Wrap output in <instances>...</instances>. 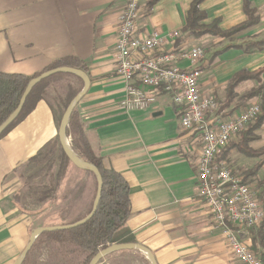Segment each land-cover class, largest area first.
<instances>
[{
  "label": "crops",
  "instance_id": "crops-1",
  "mask_svg": "<svg viewBox=\"0 0 264 264\" xmlns=\"http://www.w3.org/2000/svg\"><path fill=\"white\" fill-rule=\"evenodd\" d=\"M192 1L153 0L144 4L135 32L141 36L153 32L166 36L179 31L177 45L185 49L213 42L212 55L206 54L198 63L199 88L223 100L236 73L264 68V48L250 54L231 47L224 50L264 38V0H248L259 22L229 39H193L182 34ZM243 2L203 0L199 8L206 14L204 23L218 19L223 31L246 20ZM124 6L125 0H0V72L33 76L62 58L75 57L84 62L90 83L77 111L93 153L106 168L118 172L129 187L126 226L136 244L149 250L156 264H239L198 196L200 141L196 134L182 130L169 98L160 96L144 112L126 113L118 108L124 83L115 73L114 45L117 17ZM187 66L185 62L179 64L181 68ZM261 78L264 82V71ZM248 83L251 82H241L235 94ZM232 110L239 113L241 107L230 105L223 112ZM254 133L258 139L249 148L262 149L258 156L246 157L236 148L225 156L233 172L244 175L239 176L244 183L253 184L250 176L257 179L263 206L264 122ZM56 135L49 103L41 100L22 123L0 139V264H15L31 234L28 219L7 207L5 182ZM256 229L243 238L250 249ZM262 239H255L256 252L264 249ZM121 252L142 254L135 250L115 253ZM142 255L140 263L148 264Z\"/></svg>",
  "mask_w": 264,
  "mask_h": 264
},
{
  "label": "built area",
  "instance_id": "built-area-1",
  "mask_svg": "<svg viewBox=\"0 0 264 264\" xmlns=\"http://www.w3.org/2000/svg\"><path fill=\"white\" fill-rule=\"evenodd\" d=\"M152 1L125 0L117 17L115 73L124 83L118 108L126 113L144 112L160 96L169 98L182 130L196 134L200 141L197 191L215 229L239 264H262L243 238H248L249 232L263 221V206L254 187L227 169L222 159L227 144L260 114V105L252 103L226 117L217 114L215 96L199 88L198 63L205 55L204 49L177 45L179 31L166 36L156 32L141 36L135 32L141 7ZM182 62L188 66L179 67Z\"/></svg>",
  "mask_w": 264,
  "mask_h": 264
},
{
  "label": "trees",
  "instance_id": "trees-1",
  "mask_svg": "<svg viewBox=\"0 0 264 264\" xmlns=\"http://www.w3.org/2000/svg\"><path fill=\"white\" fill-rule=\"evenodd\" d=\"M155 1V0H154ZM203 0H193L190 4V8L187 12L185 18V25L182 29V34L186 37L193 39H200L203 36H211L217 38L229 39L236 34L244 32L259 22V18L256 14V10L251 7L248 0L243 2V12L246 16V20L233 28L228 30H221L218 26L219 20H213L209 24L204 23L206 19V14L200 10L199 6ZM153 2V1H152ZM150 2L149 4H151ZM240 49L244 53L250 54L254 52L261 51L264 48V38L259 40H252L248 42H243L241 44H236L224 48ZM61 67L73 68L80 70L86 74L87 66L84 62L80 61L75 57H66L59 59L52 64H50L43 71L33 74V76H24L20 74H7L0 72V125L12 114L24 93L30 80L38 77L44 72L54 70ZM264 68L249 72L246 70L236 73L229 81L228 86L225 89V96L223 101L216 99L218 104L217 114H222V116L231 115V112L224 114V110L228 109L235 99V88L244 81L255 82L257 84L256 88H252L245 93H243L242 98L247 99H259L260 100V114L249 123L245 130L241 132L240 141L237 143H229L223 149L222 157L231 148H237V150L244 154L245 156L253 157L246 148L245 144L252 140L254 136L252 135L256 129H258L264 122V82L262 80V73ZM62 77H72L78 82L77 87L67 86L63 95H56L53 97V104H49V108L53 117V121L56 126L59 127L63 114L77 95L82 87V81L70 74H55L49 78L37 83L28 96L22 106V109L17 116V118L2 132L0 139L4 138L16 125L22 123V121L33 111L37 103L41 100H45L47 97V89L52 81L58 80ZM66 137L69 138L70 148L73 153L82 161L92 164L95 167L102 179V192L99 205L93 217L87 221L85 224L64 231H53L46 232L37 239L45 237L49 241L62 244L64 242L73 245L85 254V260L82 264H89L95 255L101 250L106 249L112 245L121 244H135V238L132 232L127 228L126 222L130 215V204H129V187L122 176L112 168H106L101 161V158L97 157L90 148L87 138L83 131V126L81 124L79 114L77 111V105L73 109L68 125L66 128ZM58 158L61 162V166L69 162L64 152L62 151L60 145ZM49 149V145H44L37 153L29 159V161H34L38 159L42 154ZM96 186V184H95ZM96 191V187L95 190ZM264 209V205H263ZM91 210V208H90ZM89 210V212H90ZM88 212V213H89ZM87 213V214H88ZM263 240L264 238V219L257 226L255 235H253V244L251 250L260 259L261 263L264 264V249L256 252L255 239ZM22 262V264H25ZM149 264V262L146 260Z\"/></svg>",
  "mask_w": 264,
  "mask_h": 264
},
{
  "label": "rangeland",
  "instance_id": "rangeland-1",
  "mask_svg": "<svg viewBox=\"0 0 264 264\" xmlns=\"http://www.w3.org/2000/svg\"><path fill=\"white\" fill-rule=\"evenodd\" d=\"M199 47L204 49L205 55L211 56V49L215 47V44L206 42ZM57 83L60 85L59 90L54 87L57 86ZM77 84L78 82L72 77H62L52 81L48 86L45 101L53 104V97L63 95L67 86L76 87ZM256 86L255 82L248 83L238 89L239 94L256 88ZM239 94L236 93V97L231 103L232 108L237 106L242 110L252 103L260 105L259 99L242 98L243 94ZM215 98L219 100L217 96ZM233 110L231 115L234 114ZM56 131H58V126H56ZM252 135L254 138L245 144V148L253 154V157H256L262 149L254 151L249 148V144L258 139L255 133ZM240 139L235 138L234 141L239 142ZM47 144L49 149L44 154L34 161H28L17 167L5 182V191L8 195L7 207L15 208L17 215L28 219L31 233L38 228L68 225L84 218L93 205L96 192L94 191L95 178L90 172L81 170L70 162L61 166L58 158L57 135L53 140L49 139L45 145ZM222 159L227 169L229 168L233 172L226 162V156H223ZM233 174L244 177L243 174L238 175L235 172ZM252 177L250 176V182L253 184H248L254 186L258 195L256 198L260 201L258 182L256 178ZM37 238L24 259L25 264H82L85 260V254L67 242L59 244L49 241L45 237ZM142 258L143 255L140 253L132 255L130 252H121L116 255L113 252L104 256L98 264H141Z\"/></svg>",
  "mask_w": 264,
  "mask_h": 264
},
{
  "label": "water",
  "instance_id": "water-1",
  "mask_svg": "<svg viewBox=\"0 0 264 264\" xmlns=\"http://www.w3.org/2000/svg\"><path fill=\"white\" fill-rule=\"evenodd\" d=\"M59 73L60 74L73 75V76L79 78L83 83V87H82L81 91L77 95H75L74 99L70 102V104L66 108V110L63 114V117L61 119V122L59 124L58 131H57V137H58L59 145H60L62 151L64 152L65 156L67 157V159L69 160V162L71 164H73L74 166H76L77 168H79L81 170L88 171L91 173V175H93V177L95 178V183H96V192H95V196H94V200L92 203L93 205L91 207V210L84 218H82V219H80V220H78L72 224H68V225L38 228V229L34 230L30 235L28 244L26 245L25 249L23 250V252L19 256L17 261H15L16 262L15 264H21L22 262H24L23 260L27 256V253L29 252L33 243L35 242L36 238L39 237V235L46 233V232H52L53 233V231H64V230L67 231L69 229L79 227V226L85 224L87 221H89L93 217V215L95 214L97 207L99 205V202H100V198H101L102 179H101V175H100L99 171L95 167H93L92 164L90 165V164L82 161L73 153V150H71L70 145H69L68 137H66V128L68 125L69 117H70L73 109L76 107V105L79 103V101L85 95V93L87 92V90L89 88L90 82H88L89 79L84 72H82L80 70L73 69V68L61 67V68H57L54 70L44 72L41 75H39L38 77L30 80L27 87L24 90V93H23V95L19 101V104H18L16 110L12 114H10L8 116V118L0 125V135L8 127V125H10L17 118V116L19 115V113L22 109V106L26 100V97L28 96V94L30 93L32 88L35 85H37V83H40L41 81L49 78L50 76L55 75V74H59ZM133 250L139 251L142 254H144L146 259L149 261V264H156L152 254L149 252V250H147L143 246L138 245L136 243L135 244H121V245L109 246L106 249L98 252L95 255V257L92 258V260L90 261L89 264H98L99 261L104 256L111 254L113 252L133 251Z\"/></svg>",
  "mask_w": 264,
  "mask_h": 264
}]
</instances>
